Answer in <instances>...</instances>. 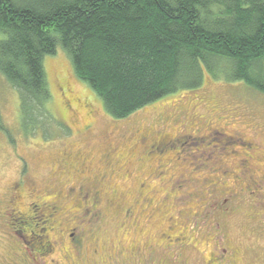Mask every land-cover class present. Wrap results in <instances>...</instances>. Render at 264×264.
Instances as JSON below:
<instances>
[{"label": "rangeland", "instance_id": "obj_1", "mask_svg": "<svg viewBox=\"0 0 264 264\" xmlns=\"http://www.w3.org/2000/svg\"><path fill=\"white\" fill-rule=\"evenodd\" d=\"M43 65L51 99L45 107L47 113L37 117L34 128L21 125L17 93L0 77V203L4 202L13 184L22 182L23 190L32 189L46 197L48 193L44 189L59 191V186L63 188L59 191L62 196L64 193L61 207L64 204L66 209L62 212L61 223H71V217L66 216L68 213L64 215L70 209H67L68 196L64 188L76 189L78 185L93 188L89 191L95 200L99 197L104 227L97 234V255L86 253L85 264H144L143 259L149 258L153 249V257L150 256L153 264L169 262L168 251L162 252L158 246L160 227L156 226L162 221L152 216V208L157 201L167 196L166 209L176 205L175 197L179 202L189 203L187 191L181 193L180 179L213 177L218 174L215 172L218 166L229 172L223 180L229 182V187L234 186L237 191L241 184L237 163L246 150L235 143L234 137L233 140H212L216 131L222 129L228 136L239 133L238 136L246 140L255 133L252 138L254 146L248 155L252 159L248 162L253 175L264 171V95L242 83L229 82L204 72L199 88L177 91L124 119H113L104 111L101 100L91 88L75 77L67 54L61 47L57 48L54 56L45 57ZM60 88H63L64 94L69 91L71 97L87 105V110L73 106L77 111L76 118L66 113ZM181 125L192 128L182 131ZM150 128L170 138L176 137L178 142L170 149L154 154L152 144L156 137L151 135L150 143L143 136L137 137L139 130L149 132ZM195 129L204 139H182L185 135H194ZM139 139L142 150L149 156L142 155V151L139 154L136 149L138 152L131 155L132 160H124L120 154L106 162L100 160L99 154L106 145L125 146L129 150L130 146L141 147ZM150 156L153 158L150 159ZM164 161L167 162V171L159 177L158 166ZM58 172L61 173L58 175ZM234 175L236 180L232 178ZM142 182L145 189L138 190L136 184ZM246 183L247 180H242V184ZM234 193L232 209L223 212L224 215L216 205H205L207 223L194 229L193 238L186 235L189 245L183 250L181 262L176 264H201L206 253L213 252L208 237L199 233L201 229L205 233V225L210 226L217 216L225 232V242L236 256V264H264V188L252 190V193ZM140 194L144 195V199L151 200L150 205L144 208ZM219 198L225 200L227 197L221 194ZM70 201L77 203L80 200L73 196ZM133 208L139 209V212ZM201 208H192L189 212L196 214ZM128 209L132 211L126 217L124 212ZM184 224L192 226V223ZM1 230L2 227L0 264H4L8 260V248ZM61 262L64 264L60 259Z\"/></svg>", "mask_w": 264, "mask_h": 264}, {"label": "trees", "instance_id": "obj_2", "mask_svg": "<svg viewBox=\"0 0 264 264\" xmlns=\"http://www.w3.org/2000/svg\"><path fill=\"white\" fill-rule=\"evenodd\" d=\"M58 47L113 119L204 72L264 95V0H0V77L25 128L47 113L43 61Z\"/></svg>", "mask_w": 264, "mask_h": 264}, {"label": "flooded vegetation", "instance_id": "obj_3", "mask_svg": "<svg viewBox=\"0 0 264 264\" xmlns=\"http://www.w3.org/2000/svg\"><path fill=\"white\" fill-rule=\"evenodd\" d=\"M70 95L71 93L69 91H67V94H64L63 88H60V96H63L61 100L63 101L62 104L65 108V112L71 113V115L76 118L75 114H77V111L74 110L73 106L86 110L88 107L82 104L80 100ZM64 96L69 98L70 101H67ZM185 125L179 126L180 130L190 131L192 127L188 129V126H186L188 130H183L186 128ZM210 129L211 128L208 130ZM220 131L222 132V129L216 131L211 139L216 140L217 138H223L233 140L232 137H234L236 139L235 143H237L240 148L246 150V152L240 155L241 157L239 160H241L237 163V168L239 170L237 176L238 179L240 178L241 184L238 185L237 191L234 186L229 187V182L223 181L226 179L227 173L229 172L218 166L215 170L218 174L213 177L204 176L201 177L200 180H188L185 178L183 179V177L180 179L179 184L181 185L179 187H181V193L187 191L186 194H188L189 203L179 202L178 197H175L176 205H173L171 209H166L167 196H163L157 201L158 203L152 208V216L156 218V220L162 221V223H158L156 226L160 227V235L158 236L160 241L158 246L161 247L162 252L168 251L169 262L167 264L181 262L183 250L189 245L186 242L189 240L188 237L193 238L192 234L195 233L194 229L198 228V225L207 223L205 219L207 218V212L205 213L204 209L205 205H216V208L221 209V214L224 215L223 212L232 209V201L234 196H236L234 192L252 193V190L255 191L264 188V171H260L256 175H253L251 171L252 168H250V163L248 162L252 159V157L248 155L249 150H252L254 146V140L252 138L255 137V133H252V138L246 140L243 136H238L239 133L228 136ZM193 134L194 135H185L182 139H195L198 141L204 139L199 137V130L197 129L193 130ZM151 135L156 137L152 144L154 146L152 153L154 154L156 152H164L178 142L177 139L175 140L176 137L170 138L167 135L161 134V132H154L153 128H150L149 132H141L140 130L137 132V137L141 138L143 136L149 143L151 142ZM122 139L124 138L122 137ZM139 143L141 147L130 146L128 147L130 151L127 150L125 146H116L114 144L106 145L99 154L100 160L106 162L109 161L108 159L116 158L119 154L121 157L123 156L124 160L127 158L132 160L130 157H132L131 155L134 152H138L136 149L139 150V154L142 151V155L145 157L149 156L148 153L142 150L143 146L140 139ZM119 150L123 152L119 153ZM152 158L150 156V159ZM262 159H264V157ZM166 163L167 162L164 161L159 164V177L165 175L167 171ZM155 170L156 168L153 167L152 171L155 172ZM60 173L58 172V175ZM78 173L82 174L81 172ZM232 178L236 180L235 175ZM242 180L245 182L247 180L246 185L242 184ZM136 185L138 190L145 189V184L143 182ZM21 186L22 182L16 185L13 184L4 202L0 203V219H2L0 228L2 227L1 233H3V241L8 248V260L4 264H60V259L64 264H85L84 257L86 253H89L90 256L97 255L98 249L95 247V243L97 241V234L102 232L104 227L102 223L104 217L102 215L99 197L95 200L91 191H89L93 190V188L86 189L83 185H78L76 189H71L69 187L64 188V192L68 196L67 209L70 207V209H68L69 211L64 212V215L68 213L66 216L71 217V223H61L62 212L66 210L64 204L63 208L61 207L60 202L64 197V193L62 196V193L59 191L63 188L58 186L59 191L53 190L51 192L48 191V188L44 189L43 191L48 193V197H46L45 195H41L42 193H38L32 189L23 190ZM83 192L85 193L84 196L82 195ZM169 193L172 195L171 190ZM221 194H224L227 198L225 200L223 198L220 200L219 197ZM49 196H51V199H49ZM73 196L74 199L77 197L80 201H77V203H75V201L71 202L70 200ZM139 197L143 202L144 208L150 205L151 200L144 199L143 194H140ZM262 197L263 196H261V198ZM88 199H90V202H87ZM87 203H89V206H85ZM153 203L155 204V201ZM177 206L179 209H175ZM108 207H110V205H108ZM198 207H202L199 209L200 212L198 211L196 214L189 212L192 208L194 210V208ZM133 209L139 212V209ZM131 211L132 210L129 209L126 210L124 216L128 217ZM184 223H192V226L187 227ZM205 226L206 232L204 233V229H201L199 234L201 236L204 234V237H208L207 239L212 243L213 252H207L201 264H210V261H212V264H236V256L225 242V232L219 225L218 216L215 217L214 223H211L210 226L208 224ZM173 235L177 237H173ZM186 235L188 237H186ZM167 242H170V244H167ZM152 251L150 252L151 257H153ZM150 256L149 258L146 257L143 259L144 264H153Z\"/></svg>", "mask_w": 264, "mask_h": 264}]
</instances>
